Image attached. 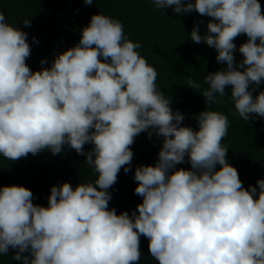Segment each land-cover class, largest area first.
Returning <instances> with one entry per match:
<instances>
[{
	"label": "clouds",
	"instance_id": "obj_1",
	"mask_svg": "<svg viewBox=\"0 0 264 264\" xmlns=\"http://www.w3.org/2000/svg\"><path fill=\"white\" fill-rule=\"evenodd\" d=\"M151 3L157 10L212 18L206 34L194 26L190 39L214 48L226 68L208 73L205 89L188 79L207 104L195 117L198 130L181 126L184 116L173 111L157 86L156 69L137 51L142 44L128 39L120 20L92 15L76 46L58 54L51 67L32 71L27 33L0 11V155L16 161L42 150L56 155L67 145L86 157L97 177L75 188L53 186L47 207L34 204L24 186L0 187V255L11 248L12 259L22 264H137L143 235L158 264H264V179L244 187L222 144L228 117L211 110L231 86L234 114L244 121L264 118V91L252 94L264 82L261 4ZM23 23L30 26L28 19ZM241 34L248 39L237 65L234 40ZM141 132L163 137L162 147L155 166L135 169V194L143 198L138 214L117 215L109 209L108 189L121 168L130 170V146ZM85 144L93 145L91 151L85 153ZM186 155L191 170L176 169Z\"/></svg>",
	"mask_w": 264,
	"mask_h": 264
},
{
	"label": "trees",
	"instance_id": "obj_2",
	"mask_svg": "<svg viewBox=\"0 0 264 264\" xmlns=\"http://www.w3.org/2000/svg\"><path fill=\"white\" fill-rule=\"evenodd\" d=\"M259 3L264 11V0ZM0 11L5 14L7 23L27 33L31 54L26 63L32 71L51 67L58 54L76 46L92 15L101 12L120 20L128 39L142 44L137 51L156 69L157 86L170 99L171 108L184 116L181 126L193 130H198L195 117L206 110L207 104L199 91L187 86L189 77L205 89L208 85L204 83V77L226 68V64L217 62L214 48L204 41L196 43L190 39L194 26L199 27L201 35L206 34L207 23L212 19L196 11L177 14L172 8L157 10L151 0H94L92 5H87L84 0H0ZM25 19L30 21V26L24 25ZM247 39L246 34H241L234 40L237 65L243 60L239 47ZM42 60L44 64H41ZM260 91H264V82L252 93L253 96ZM218 99L221 103L211 105V110L226 115L229 120L228 134L222 141L228 148V163L237 169L246 189L256 187L257 180L264 179V118L254 115L244 121L234 114L231 86H227L225 96ZM162 142L163 137L155 133L151 138L147 132L135 137L130 146L133 151L128 166L130 170L125 173L121 168L116 183L108 189L112 197L109 209L115 208L117 215L125 211L129 216L134 211L138 214L136 206L143 198L135 194L138 186L134 180L135 169L141 165L155 166ZM92 147V144H85V153ZM85 160L84 155L77 154L67 145L56 155L42 150L16 161L0 155V187L24 186L33 193L34 204L47 207L53 186L68 182L75 188L82 182L95 181L97 177ZM219 167L217 165V170ZM179 168L191 170L187 155L184 163L176 165V169ZM148 245V238L141 235V259L137 264H158L150 255ZM15 251L10 248L7 255H0V264H22L12 259Z\"/></svg>",
	"mask_w": 264,
	"mask_h": 264
}]
</instances>
